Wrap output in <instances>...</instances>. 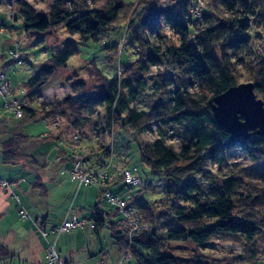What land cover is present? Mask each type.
<instances>
[{
	"label": "trees",
	"instance_id": "obj_1",
	"mask_svg": "<svg viewBox=\"0 0 264 264\" xmlns=\"http://www.w3.org/2000/svg\"><path fill=\"white\" fill-rule=\"evenodd\" d=\"M158 1L142 0L140 11L128 20L124 36L145 50L144 56L131 64L133 74L124 72L111 82L104 80L95 93H81L70 107L72 114L80 115L92 107H103L108 133L125 127L135 135H141L148 132L151 124L168 128L185 123L177 133L178 149L168 145L164 137L139 145L141 162L152 174L164 175L166 195H173L176 201L160 205L154 214L150 204L141 202L139 195H130L148 227L132 240L119 230L117 224L110 228L121 253L129 250L135 264H211L200 256L175 255L171 245L190 243L203 248L212 239H222L255 246L259 234H264V171L243 170L240 171L243 174L214 181L205 188L197 183L183 182L173 175L201 166L206 161L222 163L226 151L231 149L244 151L253 162L264 159V137L251 136L245 141L233 138L216 124L210 110L213 97L238 84L236 64L253 55L256 38L253 31L261 23L258 17L264 18V2L216 0L214 14L200 19L189 10L187 0ZM19 4L21 27L25 33L48 32L61 26L83 41H96L108 35L125 9L120 2L97 9L70 0H54L49 10L41 13L25 2ZM162 24L168 25L179 36L177 44H170L163 50L150 39L151 34L159 33ZM75 53L73 44H65L27 79L29 92L26 90L23 97L22 124L47 119L51 112L42 113L28 107L26 98L41 90ZM119 56L113 59H119ZM163 60L171 63L179 73L177 84L167 91V97L154 101L147 111L136 109L133 103L147 85L143 74ZM247 80L254 85L256 96L264 104V57L253 58ZM84 86L81 80L71 84L72 91ZM25 139V136L15 135L2 142L4 163H14L21 158L20 146ZM111 154L112 148L103 146L98 161L105 164ZM176 184L180 188L172 190ZM103 225V218L96 214L93 228L97 230Z\"/></svg>",
	"mask_w": 264,
	"mask_h": 264
},
{
	"label": "rangeland",
	"instance_id": "obj_2",
	"mask_svg": "<svg viewBox=\"0 0 264 264\" xmlns=\"http://www.w3.org/2000/svg\"><path fill=\"white\" fill-rule=\"evenodd\" d=\"M53 1L54 0H0L1 18L9 23L14 37L17 38V41L14 42L20 43L19 52L23 56V63L19 65L11 61V57L8 53V48L10 47L6 49L7 51L4 50L5 54L2 53V55H5V64L4 66H0V71H5L7 79L9 80L10 78L13 82L12 88L10 89L11 94L13 89V91L17 92V97H19L23 89L29 92L26 88L27 79H29L41 65L62 46L71 43L76 49V53L68 59L64 68L57 70L41 90L35 91L31 96L26 98V105L28 107L41 110V112L50 111L51 113L48 115L45 123L44 121H36L23 125L21 127L23 133L35 137L48 133L49 129H52L58 134L56 140L52 139L53 136H50L52 140L42 142H40L39 139V141L37 139H25L21 144V147L25 148V152L22 156L26 157L27 161H30L28 154H30L33 149L35 152H33L34 154L32 153V155L36 159L40 155L47 157L50 155L53 148L56 147L58 150H66L64 156L71 161L69 150L72 145V136L76 133L80 135L81 141L75 144V146L77 147V151L84 156V162H86L87 165L98 160L97 157L102 153L103 146L105 148L111 147V163L115 164V168H117L114 173V178H116L115 181L120 178V182L123 184L120 174L121 169L125 167L128 168L143 184L147 185V189L142 188L138 190L135 188H128V190L132 191L131 195H139L141 202L150 204L151 211L157 214L160 205L163 206L165 203H173L176 200L173 195L168 197L166 195L167 180H165L164 175L152 174L149 168L141 162L139 145L150 143L158 137H164V141L168 145L172 146L174 149H178L180 141L177 133L185 127V123L170 125L168 128L151 124L148 132L141 135H135L131 130L125 127L108 133V131H106V114L103 107H92L90 111L84 112L82 115L72 114V107H70L81 93H95L98 90L97 87L103 84L104 80L106 82H111L124 74V72L131 75L133 74V69L130 66L136 59L144 56L145 50L137 44L130 43L127 35L124 36V34L125 31H127L128 20L133 16L135 17V13L140 11L141 7L139 3L142 0H70L75 2V4L77 3V5L85 4L91 8L97 9H106L115 2H120L125 6L123 12L112 25L113 31L106 36H101L96 41L90 39L83 41L78 35L67 33L61 26L54 28L44 37L25 35L21 27V8L19 3L25 2L37 12L45 13L49 10ZM162 1L167 3L168 0H160L158 2L162 3ZM187 1L190 6L189 10H194L196 16L200 19L203 18L204 15L208 16L214 14L213 8H215L217 2L216 0ZM216 12L220 11L216 10ZM258 21L261 23H258L253 31L256 34L252 47L254 50L253 55L251 57H246L241 63L236 62L238 84L249 82L247 80L248 68L253 58L255 56L264 57V18L258 17ZM150 39L154 41L161 50L170 44H177L179 42V36L174 34L169 26L165 24H162L159 33L154 32L151 34ZM114 56H119V59H113ZM143 77L146 78V88L141 92L137 101L133 103V106L138 110L147 111L154 101H159L161 98L168 96L167 91L171 90L175 84H177L176 81H178L179 73L171 63L163 60L160 64L151 66L149 71L143 74ZM80 80L84 81V88L72 91L71 84ZM193 90H195V87H193ZM43 107H45L46 110L41 109ZM52 109H54L53 114ZM17 119L21 120L22 117ZM55 119L60 121V126L58 128L53 126ZM10 133L11 130L7 131L6 135H4L5 137L0 134V139H7L10 137ZM60 154H62V151ZM57 155L58 159L61 158L59 156V151ZM38 160L40 161V159ZM243 170L259 173L263 172L264 159L253 162L244 151L240 149H231L226 151L222 163L206 161L201 166L178 172L174 174L173 177H178L183 182L197 183L201 188H205L214 181L218 182L232 175L236 176L240 173L243 174ZM28 176L29 174L26 176L24 175V179L27 180ZM68 177L70 178V175ZM168 182L170 183L171 181L168 180ZM178 188L180 187L176 184L173 185L172 190H177ZM94 189L99 195L100 190L97 187H94ZM76 193L77 190L74 188L67 197L66 193H63L60 197L51 201L49 203L50 206L46 207V205L43 204L41 207L39 206L37 210H42V213L46 210L44 214L49 212L48 222L55 223L61 213L66 214L70 212V209L73 210L72 212H78L80 210V203L82 200L75 198ZM112 193L115 196L123 198L122 193L119 194V192L116 191ZM103 196L102 194V197ZM93 205L94 202L90 206L87 205V208H83L84 213L87 215L92 213L91 219L95 218ZM99 209L104 212L107 217L104 218L103 227L97 230L98 237L96 238L95 231L92 230V221L85 220L83 226H78V230H80L79 244H91V246L97 244L98 246L99 242L102 246V251H107L110 261L114 262L117 261V257H119V251L112 237L110 226L117 224L119 216L115 214L116 208L110 204L105 196L102 198V202L99 203ZM30 215L32 216L31 213ZM50 225L51 224H49V226ZM259 236L260 237H258L255 242V246L244 244L240 241L212 239L203 248L195 247L190 243H173L171 245V252L183 257L200 256L211 262V264H264V234H259ZM100 253L98 247L95 257ZM125 264H135V261L131 259Z\"/></svg>",
	"mask_w": 264,
	"mask_h": 264
},
{
	"label": "crops",
	"instance_id": "obj_3",
	"mask_svg": "<svg viewBox=\"0 0 264 264\" xmlns=\"http://www.w3.org/2000/svg\"><path fill=\"white\" fill-rule=\"evenodd\" d=\"M1 17L2 14H0V66H4V50L10 47L14 41H17V38L14 37L9 23L2 20ZM25 35L30 34L25 33ZM2 53L4 54L2 55ZM9 82L12 88L13 82L10 78ZM13 90L11 96L16 99L18 98L17 92ZM2 103L3 100L0 97V134L2 136L11 130L10 137L19 135L25 136L26 139H39L40 142L52 139L56 140L58 134L52 129H49L48 133L35 137L23 133L21 127L25 124H22L20 119L15 118L10 111L5 110L2 107ZM46 121L47 119L44 123ZM50 136H53V138L51 139ZM7 139H0V177L12 182L11 192L13 195L8 191L0 189V264H48L46 255L48 244L54 246V249L65 264H97L99 259H104L106 264H125L129 262H120L121 251L118 247L119 257H117V261L113 262L110 261L107 251H102V246L99 242L98 246L97 244L93 246L91 244H79L80 230H78V227L58 236L52 232L66 218H70L73 215H76L80 220L93 222V219H91L92 213L87 215L83 211L84 207L87 208V205L90 206L93 202V212L95 215L99 214V217L103 218V220L107 217L99 209V203L102 202V198L104 197H102L103 192L99 191L100 194L98 195L94 187L78 186L68 177L71 164L64 156L66 150H58L55 147L49 156L40 155L36 159L32 155L35 150L32 149L30 154H28L30 161H27L26 157L22 156L25 148L20 146L22 152L21 158L14 163H4L1 155V144ZM58 151L61 157L59 159L57 155ZM61 151L62 154H60ZM97 162L98 160H95L92 162V165ZM27 174H29V178L27 177V180H25L24 175L26 176ZM74 188L77 190L75 198L82 200L80 203L81 208L78 212H72L73 210L70 209V212L66 214L61 213L55 223H49V212L44 214L46 210L43 213L42 210H40L41 212L37 210L43 204L46 207L50 206L49 203L60 197L63 193H66L67 197ZM107 188L111 192L122 193L123 198H126L127 194H132V191L128 190L127 187L125 189V186L120 182V178L109 184ZM18 203L26 210L27 217L20 215ZM115 214L119 216L117 211ZM35 220L40 221L41 229L35 226ZM49 224L51 225L49 226ZM92 230L95 231L97 238V230L93 227ZM43 232L46 233V236H44ZM98 247L101 253L95 257Z\"/></svg>",
	"mask_w": 264,
	"mask_h": 264
},
{
	"label": "built area",
	"instance_id": "obj_4",
	"mask_svg": "<svg viewBox=\"0 0 264 264\" xmlns=\"http://www.w3.org/2000/svg\"><path fill=\"white\" fill-rule=\"evenodd\" d=\"M191 12H193L196 16L194 10H191ZM19 47L20 43L14 42L10 48H8V53L11 57V61L20 65L23 63V56L19 52ZM10 89L11 86L9 80L7 79L6 72L0 71V96L3 99L2 107L5 110L10 111L15 118H21L24 115L23 106L25 101L23 100V97L25 96L26 91L23 89L20 92L19 97L15 99L12 98ZM53 126L58 128L60 126V122L55 119ZM72 138V145L69 150L71 155V166L69 169L70 180L78 186L85 185L89 187H97L100 191L102 190L104 196L108 199L110 204L118 210L119 220L117 222V226L119 230L126 235L129 240H132L134 237L141 234L142 231L148 227V225L144 223L136 205L130 200V194H127L126 198H120L113 195V193L107 188L108 185L113 183L116 179L114 178V173L117 168H115V164L111 163L112 154L105 164L98 161L93 165H87L86 162H84V156L77 151V147L75 146V144L81 141L80 135L76 133L72 136ZM120 174L125 187L129 189L135 188L138 190L145 187V184H143L128 168H122ZM11 185L12 182L0 177V189L8 191L11 195H13L11 192ZM18 207L20 215L27 217L26 210L23 209L19 203ZM91 223V226L93 227V222ZM34 224L41 229L40 221L35 220ZM84 224L85 220H80L76 215H73L70 218H66L60 226L55 228L52 232L58 236L69 230L75 229L78 226H83ZM43 234L46 236V233L43 232ZM46 255L48 264H65L52 244H48ZM131 259L132 256L130 251L126 250L121 254L120 262L130 261ZM97 264H106V262L104 259H99Z\"/></svg>",
	"mask_w": 264,
	"mask_h": 264
},
{
	"label": "water",
	"instance_id": "obj_5",
	"mask_svg": "<svg viewBox=\"0 0 264 264\" xmlns=\"http://www.w3.org/2000/svg\"><path fill=\"white\" fill-rule=\"evenodd\" d=\"M49 33L29 32L36 37ZM210 110L216 124L233 138L245 141L251 136L264 137V104L251 82L231 86L213 97Z\"/></svg>",
	"mask_w": 264,
	"mask_h": 264
}]
</instances>
